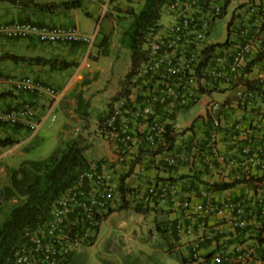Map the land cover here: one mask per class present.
Wrapping results in <instances>:
<instances>
[{
	"label": "built area",
	"instance_id": "1",
	"mask_svg": "<svg viewBox=\"0 0 264 264\" xmlns=\"http://www.w3.org/2000/svg\"><path fill=\"white\" fill-rule=\"evenodd\" d=\"M101 9V17L110 11L115 0H90ZM228 0H173L164 8L161 27L146 44V58L131 78L126 96L118 98L104 121L105 138L123 148L132 142L143 143L147 149L163 147L167 143L166 115L177 108L197 104L207 98L206 114L210 119L211 142L209 153L216 156V130L221 126V117L216 114L220 103L206 96L221 85L240 82L243 68L249 57L264 45V0H256L245 6L244 16L234 28L235 15L228 22L227 43L210 47L215 42L207 41V34L216 18L226 12ZM238 7V6H237ZM100 21V19H98ZM231 24V25H230ZM100 27L92 33L75 26L39 23L30 20L0 22V36L10 40L35 39L45 44L82 45L86 54L95 43ZM233 34V35H234ZM257 85H264V70L256 78ZM0 88L36 98L11 108L0 106V126H20L34 137L48 121L50 125L58 118L57 106L62 97V88L32 75H15L0 72ZM258 88L245 87L238 91V103L250 106L260 95ZM145 123L143 128L142 123ZM244 161L254 164L261 159L249 146L241 148ZM164 160L173 165L176 157L168 152ZM119 187L114 174L98 163L91 164L81 173L77 182L60 195L52 205V217L39 231L29 235L28 242L14 254V264H62L72 246L91 243L97 234L104 214L115 206ZM134 206H152L175 202L180 195L171 183L151 182L144 189H134ZM263 203L260 198L259 201ZM181 214L174 227L179 236L193 232L190 219L193 215L203 217L221 216L225 209L235 211L234 224L242 227L244 206L240 200H225L220 206L206 195L194 202L185 192L180 200ZM213 232L203 233L192 241L190 255L199 264H216L221 260L230 264L246 263L251 251L241 244H234L230 252L212 254L211 261L200 253L203 243Z\"/></svg>",
	"mask_w": 264,
	"mask_h": 264
},
{
	"label": "crops",
	"instance_id": "2",
	"mask_svg": "<svg viewBox=\"0 0 264 264\" xmlns=\"http://www.w3.org/2000/svg\"><path fill=\"white\" fill-rule=\"evenodd\" d=\"M33 1L60 3L65 0ZM231 2L232 0L230 4ZM80 3V6L75 8L59 7L53 12H43L32 7L13 6L0 2V9L2 8L0 22L30 20L75 26L83 32H89L92 18H94L92 12L96 5L90 0H82ZM142 3L143 0L114 1L110 11L99 17L102 19H100V36L96 46L90 49V58L85 48L79 44H67L62 49L49 45L50 49L43 50L46 44L35 39L10 40L0 36V54L8 51L25 56L41 55L77 62L76 66L61 70L23 62H0L2 73L36 76L62 88L63 91L57 106L59 121L54 131L50 132L44 128L31 138L28 131L20 126H0V137L8 135L18 139V142L13 145L0 146V220L20 197L10 183L13 170L26 160L45 159L63 145L65 136L57 133V128L68 127V119L77 116L79 108L91 99L90 86L100 79L98 74L103 79V81L100 80L103 84L104 78L111 79L109 73L103 72V64L108 62L110 66L106 69L110 68V72L111 68L114 67L115 70L118 67L122 79L128 73L131 64L130 50L122 44L121 38L131 21L129 10L137 12ZM242 3L245 1L238 0L237 5H233L232 13L235 16L236 14L244 16L245 6L243 7ZM244 18L249 21L251 16L245 14ZM259 56L261 58L256 60ZM76 70L77 75L74 76L75 79H72ZM263 70L264 45L249 57L240 82L221 85L206 95L220 103V108L216 111V114L221 117V126L216 130L215 144L218 150L216 156L209 153L212 125L206 114L208 99L204 97L197 103L200 109L195 119L199 118L202 123L199 128L195 127L194 121L184 129L176 124L177 112L180 108L168 113L167 116L155 115L156 118L166 119L173 128L175 140L169 150L163 147L155 150L147 149L143 143L136 141L123 148L108 141L104 131H101V135L106 140L96 139L88 144L85 154L92 164L98 163L110 170L114 174L118 187L121 181L125 190V202L122 201L119 188L115 206L104 214L103 219H109L121 204L128 207L132 205L135 212L152 214L154 225L157 224L171 236L175 245L185 248L189 253L193 240L203 233L214 231L200 249V253L207 256L206 259L209 261L212 254L230 252L234 244L239 243L251 251L249 260L243 264H264V179H259L264 176V85L256 83V78ZM94 76L97 77L96 80L89 81ZM245 87H255L260 92L250 106L238 103V91ZM28 100H36V98L0 88V106L3 108L15 107ZM51 136L54 137L56 144L44 152L45 141ZM244 146H249L251 152L255 153L261 162L241 164L244 161L241 148ZM168 152L176 157V163L173 165L164 160ZM232 181L238 182L230 188L215 189L213 186L216 183ZM151 182L173 184L178 190L179 199L167 204H158L156 207L134 206L133 190L135 188L142 190ZM185 192L191 193L194 202L201 201L206 195H210L216 200L218 206L229 199L243 201L245 225L242 227L235 225V211L225 209L221 216L216 215V217L193 215L190 219L193 232L183 237L179 236L175 230L174 221L181 214L180 200ZM260 198L263 201L262 204L259 202ZM120 209L122 208H118ZM194 264L199 262L194 261ZM216 264H230V262L221 260Z\"/></svg>",
	"mask_w": 264,
	"mask_h": 264
},
{
	"label": "trees",
	"instance_id": "3",
	"mask_svg": "<svg viewBox=\"0 0 264 264\" xmlns=\"http://www.w3.org/2000/svg\"><path fill=\"white\" fill-rule=\"evenodd\" d=\"M81 0H65L60 3H39L33 0H0L13 6L32 7L43 12H53L59 7L75 8ZM173 0H143L141 8L135 12L130 9L131 21L122 34V44L130 50V69L124 80L128 82L137 68L146 58V44L161 27V17L165 7ZM231 0H228V3ZM227 43L216 42L210 47ZM78 44V43H71ZM80 45V44H79ZM261 58L257 57L256 60ZM26 63L30 65L48 66L51 69H66L76 66L73 60L44 57L41 55L25 56L13 52L0 55V62ZM245 67L243 68V71ZM242 71V73H243ZM166 140L169 147L175 140L171 123L166 125ZM18 142L10 136L0 137V146L5 147ZM87 145L79 137H73L55 149L42 160H26L14 169L10 183L19 193L18 201L13 204L0 220V264H14L15 251L28 242L33 231H39L52 217L53 202L67 189L72 187L81 173L91 165L85 150ZM259 179H264L262 176ZM123 180V179H121ZM238 181L213 184L215 189L233 187ZM122 201L125 202L122 182L120 181ZM125 205L121 204L119 208ZM156 228L163 231L156 224ZM264 230V229H263ZM164 232V231H163ZM207 257V256H206Z\"/></svg>",
	"mask_w": 264,
	"mask_h": 264
},
{
	"label": "rangeland",
	"instance_id": "4",
	"mask_svg": "<svg viewBox=\"0 0 264 264\" xmlns=\"http://www.w3.org/2000/svg\"><path fill=\"white\" fill-rule=\"evenodd\" d=\"M244 1L245 4H248L256 0ZM237 3L238 0H232L231 4L227 5L226 12L216 18L207 34V41L223 42L227 37L235 36L234 33L228 34L227 25L231 17L232 7ZM92 14L94 18H92L90 25L91 31L86 33H92L96 27L101 25L102 19L98 20L101 16V9L97 5ZM162 20H164L163 17H161ZM241 20H244L243 16L236 14L232 26L236 28ZM99 36L98 31L92 48L96 46ZM49 45L58 46L59 49L67 46V44H46V48H43V50L50 49L48 48ZM90 53L88 58L91 56ZM108 66H110L108 62L103 64V72L109 73L111 79L104 78L105 83L103 84V79L98 74L100 79L90 86L92 90L91 99L79 108L77 116L68 119V127L64 128L65 126H62L65 129L64 131L60 130L62 129L61 126L57 128V133L65 136L63 142L73 137H79L88 146L96 139L106 140L101 135L103 123L114 102L118 98L126 96L131 85V81L125 82L121 78L118 67L115 70L114 67L111 68L110 72V68L106 69ZM75 75H77V70L74 71L72 79H75ZM96 78L94 76L89 81L96 80ZM104 93L106 94L103 96ZM199 109L200 105L198 104L180 108L177 112L176 124L184 129L194 121L195 127L199 128L202 125L201 120L199 118L195 119ZM58 121L59 117L51 125L46 121L40 131L44 128L50 132L54 131ZM141 126L144 128L145 123L143 122ZM47 139L44 152L48 148L50 150L56 144L53 136ZM125 207L127 208L120 210H118V207L116 213L111 215L109 219H103L99 223L97 234L91 243L72 246L68 257L62 264H194L190 253L185 248L175 245L174 240L167 232L160 231L155 227L152 214L135 212L132 205L129 207L125 205Z\"/></svg>",
	"mask_w": 264,
	"mask_h": 264
},
{
	"label": "clouds",
	"instance_id": "5",
	"mask_svg": "<svg viewBox=\"0 0 264 264\" xmlns=\"http://www.w3.org/2000/svg\"><path fill=\"white\" fill-rule=\"evenodd\" d=\"M82 1V0H81ZM216 43V42H215ZM92 49V48H91ZM90 53V52H89ZM103 131H104V123H103ZM105 135V134H104ZM92 164V163H91Z\"/></svg>",
	"mask_w": 264,
	"mask_h": 264
}]
</instances>
